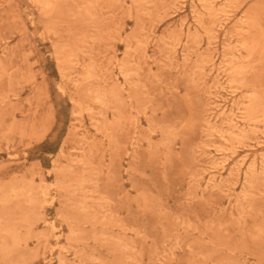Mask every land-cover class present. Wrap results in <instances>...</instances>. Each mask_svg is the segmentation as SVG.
Wrapping results in <instances>:
<instances>
[{"label":"rangeland","instance_id":"374dc122","mask_svg":"<svg viewBox=\"0 0 264 264\" xmlns=\"http://www.w3.org/2000/svg\"><path fill=\"white\" fill-rule=\"evenodd\" d=\"M0 264H264V0H0Z\"/></svg>","mask_w":264,"mask_h":264}]
</instances>
